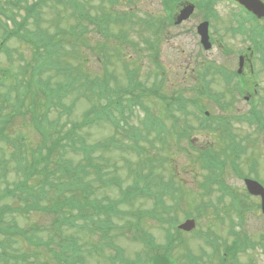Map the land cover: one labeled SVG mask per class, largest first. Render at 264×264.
I'll return each instance as SVG.
<instances>
[{
    "label": "trees",
    "instance_id": "16d2710c",
    "mask_svg": "<svg viewBox=\"0 0 264 264\" xmlns=\"http://www.w3.org/2000/svg\"><path fill=\"white\" fill-rule=\"evenodd\" d=\"M68 2L75 3V0ZM22 8L25 9L26 16L21 18L19 11ZM37 13L36 4L27 6L22 5L20 0H0V14L5 16V20L0 16V25L4 28L0 50L7 40L18 36L27 41L34 52L28 68L7 78L10 81L7 88L6 84L1 85L7 74L0 80V123H7L6 136L11 138L8 132L15 133L14 128L10 127L12 119L17 114H28L31 117L29 128H33L39 137L37 145L34 136L27 137L23 134L21 150L12 151L10 156L0 160V168L3 165H12V171L16 174L15 181H18L12 187L3 182L5 188L0 191V264H86V249L83 247L88 241L80 240L85 231L102 234L96 242L92 239L93 243H89L94 246V251L99 254H105L109 249L114 251V256L109 257V253L104 255L107 264H131V260L123 254V249L113 242L112 232L117 228L113 216L122 217L121 204H134L140 198H152L150 207H143V201L132 214L136 216L133 225L144 226L142 222L146 219H163L172 209L173 206L166 198L183 193L185 189L187 191L185 181L179 179L175 172L172 165L174 160L167 146L171 147L173 139H181H176L179 133L177 128L184 123L183 118L187 115L188 108L181 105L177 110L166 111L169 107L164 104L159 114L153 107H149L146 118L124 127L116 141L108 139L113 142L88 143L78 133L83 124L90 125L106 115L111 116L113 107L123 109L126 105H132L131 101L125 104L119 97L112 98L115 86L109 79L111 72L103 76L90 74L85 67L90 66V57L82 60L84 71L81 73L70 61V49L74 45L80 57L89 56L88 51L77 44L78 40L88 43L83 27H60L59 23L50 18L53 21L50 27L53 28V33L45 34L48 30L38 28L35 21L30 31L27 29L28 21ZM66 38L68 42L64 40ZM92 43L96 45L99 42ZM93 52L97 53L95 49ZM61 60L65 62L61 63ZM129 83L131 95L143 84L137 78H131ZM163 91V95L168 96ZM72 93H75L74 99L68 103L67 99ZM136 98L138 96L132 95L133 104L139 102ZM77 99L87 100L92 109L86 114L83 123L76 120L67 124L60 118L63 114L68 117L73 115L72 109ZM103 99L107 104L103 108L95 109ZM173 103L176 104L177 101ZM50 111L57 112L53 121L48 118ZM212 128L209 127L208 130H213ZM67 144L78 152L73 160L59 155L67 151ZM113 147L114 149H110ZM25 148L28 156L21 155ZM104 149H119L128 153L137 151L141 154L137 165L132 159L125 161L128 164H122L130 178L128 184L125 185L114 173L115 169L118 171L121 167L107 156L103 157ZM19 151L20 157H17ZM187 154L194 168L196 162L203 169L216 167L218 164V154L213 155L208 151L201 156ZM167 175L169 180L162 181V177ZM4 177H7L5 171L1 172L0 181ZM152 184L153 188L150 189ZM110 187L118 188L117 198H108L105 195L106 198L101 199L94 196L95 191ZM201 187L206 189L205 183H201ZM7 196L16 198L19 203L14 207L4 203ZM19 212H36L54 219L49 228L46 225L42 229H36L30 224L19 227L8 218L9 214ZM176 224L177 221L171 223L166 233V242L162 243H157L152 235L138 231L139 239L145 245L144 252L138 255H142L138 261L140 264H186L173 254L178 250L185 251L188 242L186 233L174 227ZM35 249L36 253H33ZM183 257L185 258V254ZM198 260L199 258L196 261L192 258L190 262L195 264Z\"/></svg>",
    "mask_w": 264,
    "mask_h": 264
},
{
    "label": "rangeland",
    "instance_id": "374dc122",
    "mask_svg": "<svg viewBox=\"0 0 264 264\" xmlns=\"http://www.w3.org/2000/svg\"><path fill=\"white\" fill-rule=\"evenodd\" d=\"M2 1L4 2V0ZM34 1L35 0H20L22 5L26 4L27 2H34ZM134 1H135V5H132L131 9L132 10L136 9L137 11L136 13L139 17H141L142 15L145 17L147 16V14L151 12L153 14H158V10H160V7H159L160 5H157L158 0H134ZM21 11H19V13ZM56 12H60V14ZM56 12L52 11L51 9H44V10L42 9L41 13L38 14L39 17L41 15L44 17V23L41 19H39V21H37V24H38L37 26L41 27L43 30L47 29L48 32L46 30H45L46 32L43 31L45 34L53 33L54 31L53 28H50L53 21L55 23H59L60 27H64V28L70 27L69 29L79 26L80 24H84V20L80 19L77 15L73 14L70 8L57 6ZM20 14H21L20 17H23L25 15V12L22 11ZM0 16L3 20H5V16L1 14ZM32 17L34 18V16ZM50 18H52L53 21ZM227 18L229 17L226 12V9L222 8L220 19H218L219 20L218 27L220 29H222L224 19H227ZM119 28L120 27L118 26H113L114 31H118ZM27 29L29 30L31 29L30 24L28 25ZM3 30H4L3 26L0 25V41L3 40ZM131 35L139 39L138 33L132 32ZM13 38L14 37L10 38L8 41L4 43L3 46L5 47V49L0 50V76H5L6 75L5 72L1 70L7 69V78L13 73L24 71L25 68H28L29 66L28 61L29 60L31 61V58L33 57V54H34L32 48H30L29 45H26L21 39H18V38L13 39ZM92 38L93 37L91 35H88L86 37V40L88 41V43L84 42L83 45L93 46V43L91 42ZM64 40L66 42L69 41L68 38ZM188 41L190 40L187 39L183 42L182 48L185 50V53L183 55L179 53V50L177 49L175 50V48L173 47L175 46L174 41H172L171 43H167V44L166 42H163V44L161 45V49H162L161 60L164 64V67L166 68L168 72L166 75V78H167L166 85L167 86H172L173 88H176V89L180 88V89L185 90L184 85H188V83H190L191 76L188 75L187 73L189 72L188 67L192 65V62L190 61V63H188L186 66L185 65L186 62L184 60L189 59L192 54H195L196 49L195 47H192V44L189 43ZM74 47H76V45H74L73 48L70 49L71 54H72L70 61L72 62V64H74V66L79 68L78 72L81 73L82 71H84L82 60L88 57H84V58H82V56L80 57L79 51L75 50ZM108 47L112 48L113 46L108 44ZM93 55H95V53L92 51V55H90L91 62H94ZM133 56H131L132 57L131 59H133ZM181 60L183 61V66H185L184 68H180V66L182 65ZM60 62L64 63L65 61L61 60ZM146 62L147 61H145V63ZM215 62L218 64V61L216 58H215ZM111 63L113 66L111 65ZM123 65L124 64L119 56V53H117L115 51V47H113L112 58H111V62L109 63V68L114 76V79L112 80L113 85L120 89H126L129 86V80L125 73ZM130 65L135 66L137 64H135L134 61L132 60L130 61ZM85 67L87 68V71L90 74L102 75L101 74L102 69L98 65L95 66V65L90 64L89 67L87 66ZM187 70L188 72H186ZM140 80L145 83H149V84L151 83L148 81V79H146L144 75H142L141 69H140ZM258 81L260 83L259 85L260 88L263 89L264 91V73L261 76V79L258 78ZM4 84H6L5 88H7L8 85L10 84L9 79L4 80ZM213 87L217 88L218 90H225L222 80L219 78H217V80L213 83ZM5 88L3 89L5 90ZM173 88L172 89L168 88L167 93H171ZM173 93H176V92L174 91ZM262 94L264 95V93ZM74 96H75V93L74 94L72 93L71 96L68 97L67 102L68 103L72 102V100L74 99L73 98ZM260 98H261L260 103L262 104L258 107L259 114L256 116L253 122H250V119H251V115H249L250 108H248V105H246V103H243V102L237 103V104H234V106L231 108L233 113H239L240 116H243L244 119H246V121H241V122L235 121L234 122V129L237 131L239 135H241L242 133L249 134L253 132L254 130L255 131L258 130L257 126L260 125V120L264 122V100H262V95L260 96ZM150 103L155 110H158L159 107L155 100L151 99ZM87 109H90V106L88 105V101L77 99L73 107V115H72L73 117L72 116L68 117V115L63 114L60 119L66 122L67 124H69L71 121L80 120L81 118H83L84 112L87 111ZM212 109H214L215 112L217 111L220 112V110L217 109L216 106L215 108H212ZM135 113H136L135 116L131 117L132 121L136 120L137 116L141 117L145 112H143L141 109H138L136 110ZM127 114L131 116V113L127 112ZM56 115H57V112L50 111L48 114L49 120L53 121ZM114 116L118 117V113ZM30 119L31 117H29L28 114H23V116H15L12 119V122L10 123V127L14 128L15 133L8 132L9 134H11L10 135L11 138H13L11 139L12 141L16 142L21 136V134H25L27 137L34 136L36 140L34 141L36 142L37 145L39 144L38 142L39 137L36 131L33 128L32 129L29 128V126H31ZM190 120L191 119H189V121ZM247 121L249 123H247ZM191 122L192 120L188 122V124L190 123L189 126L192 127L191 128L192 134L188 136V139L186 141L183 138L173 140L171 147L167 146V148H169L168 152L173 158L172 160H174L172 165L174 166L175 172L180 179L185 180L187 191L185 189V192L183 193H177L176 195H173V197L171 198H166L167 201H169V204L173 206L172 209L167 212V214L164 216L163 219H157V218L146 219L144 222H142L144 226H142L141 224V226L135 227L133 225V222L136 216L134 215L132 216V214H134L135 211L138 210L137 207L141 205V202L143 201H144L143 207L145 206L150 207L152 204V198H149V199L140 198L134 201V204H127V205L121 204L120 210H122L123 212L122 217L118 218V216L116 215L113 216L114 224H116L115 226L117 227L112 232L113 242H115L116 245H118L120 248L123 249V254L126 255V257L131 260V264H140V262L138 261L140 257L142 258V255L141 256H138V255L142 254L145 249V245L139 239L140 235L138 234V231L145 233V234L152 235L154 237V240L157 243H162L165 241V235L167 231L169 230L172 222L177 221L180 223L181 221L185 219V215L187 213L194 211V208L196 205L202 204L201 203L202 200L209 202V199H212L213 196L214 198L216 197L215 193H210L205 196L202 195L203 187L200 186V182L205 179V176L201 175L202 171H200L198 168L196 171L191 167L192 163L188 160L187 154L185 153V148L186 146L187 148H189V145H188L189 143H192L194 146L198 148V147L205 145V141L209 143L211 140L216 139V137L206 132L200 133L201 131L199 132L200 129L198 128L197 124L191 123ZM113 125L114 124L108 123L106 121H100V122L97 121L96 123H94L93 125L89 127H83L81 129L79 128L78 132L81 133L82 136L85 135L86 140L89 143H93L95 141H103L111 137L112 135H114L115 130L113 129ZM64 127H67V126L65 125ZM260 136H264V130H262V132L260 133ZM262 142H264V138H263V141H260L259 143L258 142L255 143V145H257L256 147L250 146L247 154L241 156L240 158L247 159L250 156L249 152H252L257 147L262 148L264 151V144ZM212 145L214 146V144H210V146ZM12 148L13 147H10L8 142L0 141V157H8V155L10 156L11 152L13 151ZM217 149L221 150V148H217ZM9 150L10 152L8 153ZM21 155L28 156V150L26 149L25 151H23ZM103 155L107 156L109 159H112V161L115 164H118V167H121V170L118 169L117 171V169H115L114 173L118 175V178L122 179L125 185L130 182V178L127 175L126 169L122 167V164H128V163H125V161L132 159L137 165L139 160H141L140 159L141 154H139L137 151L128 153V151H122L119 149L116 151L107 149L105 150V152H103ZM74 156L75 155L72 152L67 151L64 154L63 158H66L68 160L69 159L73 160L75 158ZM260 161L263 162L264 159ZM241 163L244 164V166H242L243 169L248 170L247 162H245L244 160V162H241ZM0 169H1L0 173L3 171L6 172V175L9 181L8 183L10 185H13V183L16 180L15 179L16 174L13 173L12 171V165L11 164L9 166L3 165ZM229 170L230 169L228 167V169L224 172V176L226 179L225 184H228L229 188L231 189L241 188L240 187L241 181L237 179L235 175L231 174ZM168 177H169L168 175L162 177L164 179L162 181L167 182L169 180ZM3 182H4L3 180L0 181V191L3 190V187H4ZM152 188H153V184L150 189ZM105 195L108 196V198H117L119 196V190L118 188L110 187L107 189H102V190L94 192V196H97L98 198H101V199L106 198ZM10 203L14 204L16 203V200H13L12 198H10ZM200 207L202 210H204V205H200ZM253 207H256V205H254ZM14 218L17 220L19 225H24V224L27 225L31 223V224H35L37 229H42L46 225L49 228V226H51L53 222L52 217H45V216H41L37 214H32L30 216L18 215V216H15ZM209 220H210L209 214L205 213L202 216V219H200V222L202 223V226L200 224V228L203 230H206L207 223ZM117 222L119 224H117ZM243 229L245 232L249 233V235L253 239H257L259 235L264 234V218L258 213L247 215L246 224L243 226ZM225 231L226 230H224L221 235H225ZM101 237H102V234H99L96 231L93 233L85 231L81 235V238H80L81 242L88 241L87 243H85L83 247L84 249H86V252L84 253V256L86 258L85 259L86 264H107L104 260V255L109 253V257L114 256V251L112 249H109L108 251H106L105 254H103V252L102 254H99L97 251L93 250L94 246L89 243L90 242L93 243L92 239H95L94 242H96V240L100 239ZM186 237L188 239V242H187V245H185V251L182 252V250H178L176 251V253L173 252L174 256H178L180 261H182L183 263L186 262L185 261L186 259L183 257V255L186 254V251L188 250V248L193 251L192 252L193 255H199L202 253L201 249L204 245V242L202 241V239L199 238L197 233L194 231L190 232L189 234H186ZM89 252H91L92 255L91 253L89 254ZM262 253H263L262 248L257 247L255 249L249 250L246 253L245 257H242V258L246 260L250 258L254 260L256 259L257 264H264ZM209 255H204L203 257L204 260H206V262L208 261V263L210 259ZM145 256L146 255H144L143 258H145ZM145 263L148 264V262H145Z\"/></svg>",
    "mask_w": 264,
    "mask_h": 264
},
{
    "label": "flooded vegetation",
    "instance_id": "af4514ba",
    "mask_svg": "<svg viewBox=\"0 0 264 264\" xmlns=\"http://www.w3.org/2000/svg\"><path fill=\"white\" fill-rule=\"evenodd\" d=\"M237 22V19L234 18L230 21V23H236ZM236 25H238V22L236 23ZM244 44V41L243 40H236L235 43L233 44L234 45V53L233 55L234 56H240L241 54H244V72L245 74L247 73V71L249 70L250 72V76L249 78L246 79V84H251L252 82H254L255 85H259V81H258V78L261 79V76L263 75L264 71H262L261 69L260 70H257L255 71V67H254V64L256 65H261V64H264V61L261 57V53H256V51L254 50H250L249 48V51L245 52V53H242L243 52V46ZM221 53H223L222 51H220ZM232 56V55H231ZM262 72V73H261ZM240 86H243L244 85V82H240L239 83ZM252 96V94H249V97Z\"/></svg>",
    "mask_w": 264,
    "mask_h": 264
},
{
    "label": "water",
    "instance_id": "95a60500",
    "mask_svg": "<svg viewBox=\"0 0 264 264\" xmlns=\"http://www.w3.org/2000/svg\"><path fill=\"white\" fill-rule=\"evenodd\" d=\"M243 3H245L247 6H249L251 8V5H253V1L252 0H241ZM190 226V222H187L185 225H182V228H187L189 229Z\"/></svg>",
    "mask_w": 264,
    "mask_h": 264
}]
</instances>
